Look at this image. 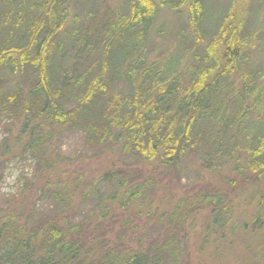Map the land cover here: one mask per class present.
Instances as JSON below:
<instances>
[{"label": "trees", "instance_id": "1", "mask_svg": "<svg viewBox=\"0 0 264 264\" xmlns=\"http://www.w3.org/2000/svg\"><path fill=\"white\" fill-rule=\"evenodd\" d=\"M72 1L0 0V118L20 130L17 150L0 142V155H28L47 175L32 205L26 190L0 200V264H191L184 231L205 208L221 241L233 243L244 231L222 228V218L245 224V235L260 239V247L248 241V254L264 264V119H250L253 76L241 75V93L230 82L259 33L254 20L246 32L251 15L236 23L239 0L216 10L207 0H128L106 21L68 33ZM184 7L187 22L172 37V54L152 60L149 41L161 10ZM263 93L255 91L254 100ZM63 133H81L89 148L142 168H111L100 183L64 181L55 149ZM191 156L214 175L232 167L242 179L238 195L256 212L242 220L227 189L208 184L165 214L163 233L133 246L119 214L153 192L145 167L173 171ZM76 194L91 198L92 207H75Z\"/></svg>", "mask_w": 264, "mask_h": 264}, {"label": "rangeland", "instance_id": "2", "mask_svg": "<svg viewBox=\"0 0 264 264\" xmlns=\"http://www.w3.org/2000/svg\"><path fill=\"white\" fill-rule=\"evenodd\" d=\"M128 0H73L71 4V16L65 28V32H72L76 28L85 29L89 24L95 22L101 23L111 17L116 10L126 9ZM209 6L214 10L225 8L228 0H207ZM239 9L237 10V21L247 19V15H251L249 22L246 21V32H252L253 29L259 31L256 38L249 44L245 53L246 66L242 71H236L230 82L236 92L242 91L241 75L245 72L253 76L252 85L249 88L254 89L249 94L250 119L255 123L264 119V106L260 110L253 109L256 101L264 102V99L256 97L254 100L253 93L264 92V0H239ZM251 10L253 13H251ZM188 17V7H184L180 12H174L170 9H163L156 21L154 30L149 41L150 58L163 61L166 52L172 54L175 40L172 37L183 30ZM78 18V20H77ZM253 20L255 25L252 26ZM245 21L243 23V26ZM80 27H78V26ZM242 26V28H243ZM93 25L92 28H96ZM169 31V33H167ZM83 32V31H81ZM174 44V45H173ZM176 53V52H173ZM244 73V74H243ZM243 78V77H242ZM15 79V78H14ZM19 78H16V81ZM241 93V92H240ZM264 94V93H263ZM240 95V94H239ZM264 96V95H263ZM11 132V133H10ZM19 126H12L5 120L0 118V142L6 141V146L17 150L19 137ZM25 142V139H24ZM55 149L57 150V164L59 176L62 180L68 181L73 176H81L84 180L101 181L104 172L111 168H123L124 164H131L133 168L141 166L135 162L118 155L115 152H108L102 149H91L86 145L85 137L81 133L67 134L63 133L56 137ZM10 155L9 158L0 155V200H5L19 196L26 190V197L32 205L38 197V188L43 186V181L47 179V175L42 172L39 163H35L28 155ZM131 161V162H130ZM204 162L194 156L184 158L180 165L173 171H167L163 167L157 168V164L146 166L143 180L148 176H152L154 189L147 201L134 203L125 213L119 214L120 223H128V234L132 245H138L141 240L147 243L150 239L156 238L160 233L164 232L166 215L171 212L177 202L181 199H188L195 195L197 191L206 188V185L222 186L227 189L228 198L237 204L234 209L236 216L240 215L244 220L248 213H255L256 209L248 207V197L238 195L242 186V179L238 178V174L233 171L232 167H225L218 171V175L212 174L203 167ZM142 168V167H141ZM56 178V177H55ZM227 178L235 180L234 187L223 185V179ZM228 182V181H227ZM75 207L82 204V208L86 206L88 209L92 207L91 198L82 201L83 195H78ZM50 204V202H48ZM45 208L48 210L50 205ZM54 210L56 208H53ZM195 218L193 226L185 228L187 234L186 254L189 255L191 264H263L252 260L248 254L247 245L251 239L256 240V245L260 247L258 237L250 234L245 235V228L241 221L236 225V217L229 215L221 220L228 221L226 228L228 231L243 232L239 237H230L233 243L228 240L221 241L217 235V230L209 229L211 208L200 210ZM166 214V215H165ZM195 216V215H194ZM193 216V217H194ZM191 217V219L193 218ZM190 219V220H191ZM79 221L81 219H78ZM120 229V224L116 226V232ZM161 230L160 233H157ZM207 234L209 237L207 238ZM113 237V235H112ZM114 238V237H113Z\"/></svg>", "mask_w": 264, "mask_h": 264}]
</instances>
